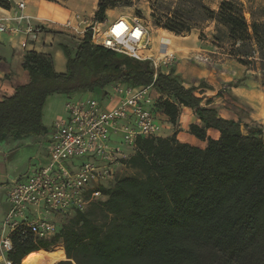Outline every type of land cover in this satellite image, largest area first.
Returning a JSON list of instances; mask_svg holds the SVG:
<instances>
[{
  "label": "trees",
  "instance_id": "16d2710c",
  "mask_svg": "<svg viewBox=\"0 0 264 264\" xmlns=\"http://www.w3.org/2000/svg\"><path fill=\"white\" fill-rule=\"evenodd\" d=\"M114 6L115 0H97L95 20L103 22ZM0 7L8 10L11 3L0 0ZM150 16L175 36L188 35L196 18L213 21V40L229 59L246 71H264V7L246 10L222 0L213 10L204 0H164L152 5ZM59 47L64 73L54 70L50 57L24 53L21 66L29 80L0 100V143L45 135L48 96L92 92L101 98L107 86L122 82L152 84L161 94L155 110L172 125L181 107L191 109L195 120L188 131L200 144L180 142L176 133L138 137L124 163L139 175L99 186L102 198L75 211L49 240L33 244L13 236L11 264H42L44 255L55 258L52 264H264V126L221 117L172 69L155 72L149 61L94 45L91 30L74 48Z\"/></svg>",
  "mask_w": 264,
  "mask_h": 264
},
{
  "label": "built area",
  "instance_id": "2783aa9c",
  "mask_svg": "<svg viewBox=\"0 0 264 264\" xmlns=\"http://www.w3.org/2000/svg\"><path fill=\"white\" fill-rule=\"evenodd\" d=\"M23 8L24 1L18 0L11 16L0 19V33L21 37V46L26 47L49 26L25 15ZM61 25L79 40L91 30L92 44L149 61L155 72L168 73L176 64L174 51L157 57L144 55L151 40L140 19L118 16L103 25L75 13ZM160 97L152 84L114 82L101 98L85 92L69 99L65 116L52 123L47 163L24 180L10 181L6 188L9 209L0 225L2 251L8 254L13 249V236L27 237L33 244L51 239L62 218H70L101 199L98 187L114 183L120 168L126 166L124 160L135 152L136 139L160 136V117L164 115L155 110ZM76 157H83V161L74 162ZM5 264L11 262L6 260Z\"/></svg>",
  "mask_w": 264,
  "mask_h": 264
},
{
  "label": "rangeland",
  "instance_id": "374dc122",
  "mask_svg": "<svg viewBox=\"0 0 264 264\" xmlns=\"http://www.w3.org/2000/svg\"><path fill=\"white\" fill-rule=\"evenodd\" d=\"M54 1L53 3L60 6H63L65 2ZM162 1L164 0H115V6L109 9L114 11L109 14V20L117 17V11L120 12V16L140 19L150 35L151 41L149 51L153 48L154 51H157V56L162 55L166 51H174L176 55V63L180 59H183L191 67L195 66L201 70L212 72V74L215 75L219 86H222L223 83H233L244 77V81L241 85L247 87L249 90H260L262 88L263 90L261 92H255L252 95L251 100L254 103L258 114L264 117V71L261 69H250L246 71L243 66L229 59L225 54V50L216 46L218 44L213 40L215 34V24L213 21L207 20L201 23L199 19L196 18L195 28H193L186 36H175L172 33L156 27L155 21L150 16L151 7L156 2ZM169 1L172 0H168V2ZM221 1L222 0H204V3L209 8L216 10ZM234 1L243 5L246 10L252 9L257 11L264 7V0ZM88 5L89 2L86 3L87 11L90 10V7H87ZM246 16L248 17L247 13ZM57 18L60 19L62 16L58 15ZM92 20H95V18L93 17ZM61 28H63L62 25L58 24V26L55 27V34L59 35L61 40L68 41L70 48H74L79 39L65 32L57 31V29ZM159 34L162 35V39L156 42L155 38ZM144 55L147 56L146 51H144ZM54 64L56 65L57 62ZM163 70H165V68H163ZM77 96L78 95L67 96L64 94H52L48 97L42 116V121L48 128V131L53 121L58 116H65L66 102L69 99H75ZM239 109L241 116L248 117V113L251 110L248 104L242 103V106H240ZM262 120L264 122V119ZM186 123L187 120L185 119V116H179L177 123L170 128V131H172L171 135L173 133H176V135L177 133H180V139L188 140L189 131H183L178 128L181 125L185 126ZM249 124L259 125L257 122H250ZM42 137H44V135L41 137H13L7 138L0 143V178H2V180L5 182L24 180L29 174L41 166L43 160L44 162L46 161L47 143L43 142L44 140H42ZM46 137H48V135H46ZM195 143L200 144L197 140ZM73 160L74 162L79 163L83 161V157H76ZM125 175H139V173L132 168L126 166L121 167L117 173V177ZM112 184V181L105 183L106 186H111ZM67 219L68 217L62 218L60 223L63 224ZM58 220H60V218ZM51 259L52 258L49 256H44L42 264L48 263Z\"/></svg>",
  "mask_w": 264,
  "mask_h": 264
},
{
  "label": "crops",
  "instance_id": "0c3cea01",
  "mask_svg": "<svg viewBox=\"0 0 264 264\" xmlns=\"http://www.w3.org/2000/svg\"><path fill=\"white\" fill-rule=\"evenodd\" d=\"M23 1L24 8L22 9V12L25 15L32 17L36 22L47 23L49 28L47 31L39 35L36 41H33L26 47L21 46V37L10 35L7 33H0V100L3 97L12 95L17 85L25 84L28 82V74L21 66L22 57L27 51H35L37 53H41L50 57L53 63L54 70L58 73H64L66 71L65 58L59 47V44L63 43L68 45V41L61 40L59 38V35L55 34V27L58 26V24L61 25V23L65 19L70 18L75 13L83 15L87 20L94 21L92 19L97 9V0H65L63 6L45 0ZM10 2V9L6 10L0 7V19L9 18L11 16V10L14 8L18 0H10ZM87 2H89V5L87 7H90V10L88 11L86 10ZM111 12L114 11H106L104 21L101 22L103 25H106L113 20H109V14ZM116 14L117 17L120 16L119 11H117ZM58 15H61L62 18L58 19ZM58 30L59 32H65L73 36L63 28L57 29V31ZM161 39L162 35L159 34L156 36L155 41L158 42ZM146 53L147 56L149 55L156 57L158 55L157 51H154L153 48L150 51L147 50ZM53 61L57 62V64L55 65V62ZM171 69L173 71V74L179 75L181 77L183 84L186 87H196L195 94L197 96L203 97L202 104H205L206 100L209 99L210 102L208 105L217 108L218 113L221 117L237 121L239 120L246 123L257 122L259 125L264 126V122L262 120L264 119V117L258 114L254 103L251 100L252 95L255 92H261L263 90L262 88L260 90H249L243 85L232 87L228 86L227 83H223L222 86H219V83L217 82L215 75L212 74V72H208V70H201L195 66L191 67L183 59L177 61V63L173 65ZM218 91H220L221 94H218ZM242 103L248 104V106H250L251 108L248 113V117L240 115L241 113L239 107L242 106ZM182 115L185 116L187 123L185 126L181 125L178 128L183 131H187L188 125L195 120V117L192 110L187 107L180 108L179 116L182 117ZM160 123V136H170L172 132L170 131V128H172V124L164 116L160 117ZM43 125L45 126L47 131L44 137H42V140H44V143H47L46 156H48V142L51 139L52 125L50 126L49 131L44 123ZM208 134L212 135L214 138L218 137V133L213 131L208 132ZM46 135H48V137H46ZM176 139L180 142L198 145L197 143H195L196 139L190 133H188V140L180 139V133H177ZM46 163L47 159L45 162L44 160L42 161L41 166L45 165ZM9 183L10 182H5L4 180H2V178H0V225L9 209V204L6 197V188ZM6 260H8L7 254L2 251L0 246V264H5ZM53 261H55V258H52L46 264H52ZM24 264H27V260L24 261Z\"/></svg>",
  "mask_w": 264,
  "mask_h": 264
}]
</instances>
